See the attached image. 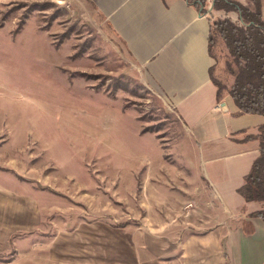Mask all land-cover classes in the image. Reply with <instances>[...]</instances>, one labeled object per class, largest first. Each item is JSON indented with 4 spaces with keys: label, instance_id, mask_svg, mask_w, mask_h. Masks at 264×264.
<instances>
[{
    "label": "rangeland",
    "instance_id": "1",
    "mask_svg": "<svg viewBox=\"0 0 264 264\" xmlns=\"http://www.w3.org/2000/svg\"><path fill=\"white\" fill-rule=\"evenodd\" d=\"M127 66L79 0H0V264H260L264 224Z\"/></svg>",
    "mask_w": 264,
    "mask_h": 264
},
{
    "label": "crops",
    "instance_id": "2",
    "mask_svg": "<svg viewBox=\"0 0 264 264\" xmlns=\"http://www.w3.org/2000/svg\"><path fill=\"white\" fill-rule=\"evenodd\" d=\"M79 3L110 45L124 55L129 62L127 70L171 108L191 140L192 163L208 184L224 196L235 194L246 213L256 209L257 202H245L236 190L258 155V140L246 137L257 134L264 117L239 114L226 92L217 97L212 79L215 70H211L215 59L208 50L207 16L185 0H79ZM261 5L264 16V0ZM232 12L212 10L215 17L216 14L229 17ZM145 134L155 144L151 131ZM252 203L256 207L248 208ZM246 213V219L259 220Z\"/></svg>",
    "mask_w": 264,
    "mask_h": 264
},
{
    "label": "trees",
    "instance_id": "3",
    "mask_svg": "<svg viewBox=\"0 0 264 264\" xmlns=\"http://www.w3.org/2000/svg\"><path fill=\"white\" fill-rule=\"evenodd\" d=\"M185 1L207 16L208 50L215 59V66L211 70H215L219 61L217 48L222 45L225 49L222 68L224 77H212L217 87V97L220 98L226 92L238 107L239 114H258L264 117V19L261 0H247L246 4L237 0ZM212 10H224L226 13L234 11L238 13L240 23L232 21L228 16L215 17ZM246 138L258 140V155L236 191L245 202L259 204L246 215L264 223V121L258 126L257 134ZM260 264H264V258Z\"/></svg>",
    "mask_w": 264,
    "mask_h": 264
},
{
    "label": "water",
    "instance_id": "4",
    "mask_svg": "<svg viewBox=\"0 0 264 264\" xmlns=\"http://www.w3.org/2000/svg\"><path fill=\"white\" fill-rule=\"evenodd\" d=\"M211 9V6L209 7V10Z\"/></svg>",
    "mask_w": 264,
    "mask_h": 264
}]
</instances>
